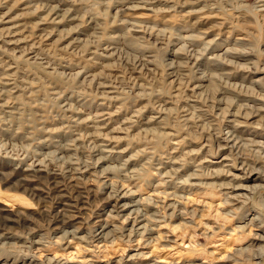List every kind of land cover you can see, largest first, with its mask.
<instances>
[{
  "label": "rangeland",
  "instance_id": "1",
  "mask_svg": "<svg viewBox=\"0 0 264 264\" xmlns=\"http://www.w3.org/2000/svg\"><path fill=\"white\" fill-rule=\"evenodd\" d=\"M144 1L129 12L131 0H0V20L22 25L18 40L0 38V84L12 85L0 92V264H118L137 247L161 264H249L264 245V189L234 202L220 187L235 184L242 163L264 168L260 119L241 131L243 145L221 150L232 130L222 109L264 100L259 0ZM64 172L81 180L53 174ZM58 185L79 208L71 224L54 222ZM119 191L140 199L138 214L158 217L147 242L130 241L132 223L113 217L109 196ZM167 193L181 208H168ZM106 223L113 238L97 242ZM72 230L84 239L65 237Z\"/></svg>",
  "mask_w": 264,
  "mask_h": 264
},
{
  "label": "bare ground",
  "instance_id": "2",
  "mask_svg": "<svg viewBox=\"0 0 264 264\" xmlns=\"http://www.w3.org/2000/svg\"><path fill=\"white\" fill-rule=\"evenodd\" d=\"M118 1V0H117ZM137 0H131L132 3L136 4H130V6L125 7L127 8V11L129 12H137L139 10H143L144 8H142L141 6H139V4L143 5L142 3H149L148 1H144V0H138L141 2H136ZM152 2V1H151ZM259 4H260V9L264 12V0H259ZM124 5V4H123ZM121 8V7H120ZM62 10V9H61ZM55 11V8H54ZM126 11V10H125ZM64 13V12H63ZM141 13V12H140ZM139 13V14H140ZM128 14V12H127ZM136 14V13H135ZM138 14V13H137ZM136 14V15H137ZM62 15V14H61ZM59 12H55V16L58 17L60 16ZM65 15V14H63ZM6 16V15H5ZM115 16V15H114ZM120 16V15H119ZM116 17V16H115ZM129 17V16H128ZM131 17V16H130ZM62 18V17H61ZM127 18V17H126ZM59 19V18H58ZM75 18L74 17H70L67 21L68 23L74 22ZM120 21L122 18H119ZM128 19V18H127ZM41 20V19H40ZM60 20V19H59ZM64 20V18H63ZM124 20V19H122ZM132 20V19H131ZM61 21V20H60ZM59 22V21H58ZM122 22V21H121ZM133 21H129V23L132 24ZM38 23V22H37ZM53 25H51L49 28L52 29L51 32H49L50 34L54 33V28L55 26H58L54 21H53ZM21 24V23H20ZM18 22H13V20H11L9 17L6 18H2L0 20V25H8L9 27L5 28L3 31H1V35L0 38L4 39V31H8L9 36L12 39H16L19 36V31L22 27V25H20ZM45 25V24H43ZM49 26V23H47L46 27ZM75 26V25H74ZM69 27V26H68ZM78 27V25H76V28ZM73 28V27H72ZM3 29V28H2ZM45 29V28H44ZM132 29V28H131ZM66 31V29H64ZM68 30V29H67ZM69 31V30H68ZM70 32V31H69ZM72 32V31H71ZM79 34L83 33L84 30H79L78 31ZM135 32H136V28H135ZM7 33V32H6ZM66 34V33H65ZM40 35V33H39ZM61 35V34H60ZM43 36V35H42ZM48 36V35H47ZM45 36V37H47ZM65 36V35H64ZM89 36V35H88ZM138 36V35H137ZM24 37V36H23ZM44 37V36H43ZM42 37V38H43ZM77 37V36H75ZM74 37V38H75ZM93 37V36H92ZM91 37V38H92ZM135 37V35H134ZM57 38V37H56ZM90 38V37H89ZM97 38V36H96ZM139 38V37H137ZM55 39V38H53ZM85 39V38H84ZM18 40V39H16ZM22 40V38H21ZM58 40V39H57ZM74 40V39H73ZM92 40V39H91ZM140 40V38H139ZM55 41V40H54ZM70 41V40H69ZM87 41V40H86ZM93 41V40H92ZM18 42V41H17ZM16 42V43H17ZM57 42V41H56ZM59 42V41H58ZM80 42V41H79ZM89 42V41H87ZM128 45L132 46L134 49H138L139 48V42L136 40H132L130 39ZM84 43V42H83ZM86 43V42H85ZM15 44V43H12ZM55 44V43H54ZM90 44V43H89ZM107 44V43H106ZM141 44V43H140ZM81 46V45H80ZM83 46H86L85 44ZM108 46V44H107ZM114 46V45H113ZM117 46V45H116ZM64 48V46H62ZM72 48V47H71ZM82 48V47H81ZM12 52V51H11ZM114 52V51H113ZM119 52V51H118ZM120 53V52H119ZM118 54V53H117ZM105 55V54H103ZM109 56V55H108ZM120 59V58H119ZM118 59V60H119ZM117 60V61H118ZM123 60V58H122ZM136 60V59H135ZM111 63V62H110ZM129 63V62H128ZM133 64V61H132ZM149 64V63H148ZM146 65V64H145ZM111 66V65H109ZM108 66V67H109ZM139 66V65H138ZM144 66V65H143ZM107 67V66H106ZM112 68V67H111ZM140 68V67H139ZM144 68V67H141ZM148 68V67H147ZM139 70V69H138ZM141 71V70H140ZM109 76V75H108ZM100 77V76H99ZM208 79V78H207ZM98 82V81H97ZM102 82V81H101ZM104 82V81H103ZM91 83V82H90ZM89 83V84H90ZM0 92L2 95L3 99L5 97V95L7 94V91H9L12 87L9 86L8 81H6L5 83L0 84ZM197 85V84H196ZM203 84L197 85L194 87L195 91H202L203 88H205V86ZM207 85V84H206ZM94 86V85H93ZM139 87V86H138ZM216 87H218V84L212 83V89H215ZM206 89V88H205ZM208 89V88H207ZM105 93V92H104ZM107 94V93H106ZM105 95V94H104ZM199 95V94H198ZM110 96V95H109ZM106 98V97H105ZM243 98V97H242ZM259 98V97H258ZM257 98V99H258ZM0 99V101H1ZM241 99V98H240ZM255 99V98H247V99H243L242 104H238V106L236 108H229V109H222L224 112L226 110V124L227 125H231L228 126V129H232L230 130L231 132H229L228 134L226 133V136L224 139V145L221 147V150H232L234 148H239L240 144L243 143V141H248L247 139H241V131L243 132L244 129H246L249 126V122L255 120V119H260V121L263 123L261 126H264V100L262 99ZM223 100V99H222ZM1 103V102H0ZM3 103V102H2ZM255 103H259V107H253L251 106V104H255ZM17 107V106H16ZM69 107V106H68ZM226 107V106H225ZM231 107V106H230ZM63 109V108H62ZM11 111V110H10ZM100 111V110H99ZM104 111V110H103ZM250 112V113H249ZM19 113V112H18ZM249 113V114H248ZM106 115V114H105ZM159 119V118H158ZM154 122H157L156 120ZM153 120H152V125L153 126ZM157 124V123H155ZM235 125V126H234ZM118 131V130H117ZM148 132H152L153 134H157V130L156 128H150L147 130ZM229 131V130H228ZM113 132V131H112ZM119 132V131H118ZM240 136V137H239ZM102 142V141H101ZM242 142V143H241ZM103 143V142H102ZM220 144V143H219ZM244 144V143H243ZM242 144V145H243ZM103 147V146H102ZM263 148V147H261ZM108 149V148H107ZM264 150V149H263ZM101 152V151H100ZM227 152V151H226ZM230 152V151H228ZM102 153V152H101ZM108 154V153H107ZM228 155V154H227ZM224 156V155H223ZM101 157H99L100 159ZM60 161V160H59ZM228 161V158L225 156L222 158V161L220 162H211L213 165L217 166L220 164H224V162L226 163ZM51 163V162H50ZM68 164V163H67ZM36 166V165H35ZM42 166V165H41ZM97 166V165H96ZM102 168V172L105 175V173H107L108 170H112L113 168L111 167H105V165H99ZM224 166V165H223ZM222 166V167H223ZM231 166V165H230ZM39 167V165L37 166ZM86 168V167H85ZM41 169V168H40ZM40 169H34L37 172H40ZM70 169V168H69ZM110 170V171H111ZM44 171V170H43ZM70 171V170H69ZM73 171V170H72ZM216 171V170H215ZM218 171V170H217ZM220 171V170H219ZM240 173L241 174H232V178L234 179V183L233 186H230L231 184H228V189H232L233 193H232V199L234 202L236 201H241L242 199L247 200L249 198L250 195L254 194L256 191L264 189V168H248V166H246L244 163H242L241 167H240ZM86 172H89L88 170H85L84 172L81 173V176L83 174H85ZM129 172V171H128ZM228 172V171H227ZM70 172H64L62 174H56L53 173L54 176L56 178H62V180H64L66 183H73V182H78L79 180H81L80 178H75L72 175H69ZM224 173V172H223ZM52 174V173H51ZM109 174V172H108ZM197 174V173H196ZM84 177V175H83ZM53 179V178H52ZM198 177L196 176H191V186L192 187H197L200 184H198L197 181ZM26 181V180H25ZM50 181V180H48ZM53 181V180H52ZM59 184V183H58ZM105 186V188H109L110 185L103 183ZM56 185V184H54ZM82 185V184H80ZM78 185V186H80ZM59 186V190H61V194L59 195V197L61 198L60 201L56 202V204H58L57 207H59V205H62L63 207H61V209L58 210L59 214H56L55 217V223L59 222V223H63L64 221L67 223H72L73 221L77 220L79 218V214H69L68 212L73 213L74 211H72V209H79L78 206L73 205L69 202V198L66 196L65 191L68 188H64L62 189V185H58ZM65 186V185H64ZM75 186V185H74ZM77 186V187H78ZM54 187V186H53ZM52 187V188H53ZM56 188V187H55ZM71 189V188H70ZM104 189V188H103ZM110 189V188H109ZM111 191H113V188L110 189ZM72 191V190H71ZM118 191V190H117ZM231 191V190H230ZM113 193V192H112ZM35 194V193H34ZM65 195V196H64ZM75 195V194H74ZM73 195V196H74ZM82 195V194H81ZM84 195V194H83ZM110 195V194H109ZM157 194H151L147 197L146 200L151 201L154 200ZM91 196V195H90ZM167 196L169 197L168 201V208L169 209H173L177 208L180 206V201L177 200L176 196H172V193H167ZM54 197V196H53ZM92 197V196H91ZM110 200L109 202L111 204H113V213L116 214V216H113L114 218H119V217H124L127 221V223L130 225V227L128 228L127 232L128 234L126 235L128 237V239L130 241L134 240L133 242H135L137 239H145V242H147L148 237L152 238V236L155 234L156 229H160L161 225H159L160 221H158V217L155 214H151L150 217H146V213L142 214H138L140 213L139 208H140V202L139 200L135 197L134 193H129V192H124V191H119L118 193H116L115 196H113L112 198L109 196ZM59 199V198H58ZM71 200V199H70ZM84 201V200H83ZM82 202V201H81ZM156 202V201H155ZM243 202V201H242ZM75 203V202H73ZM83 203V202H82ZM167 203V202H166ZM83 206V205H82ZM55 207V206H54ZM150 207V206H149ZM80 208H82L80 206ZM181 208V207H179ZM142 211V210H141ZM75 213V212H74ZM152 213V212H151ZM181 214V213H180ZM112 215V214H111ZM110 216V215H108ZM53 217V218H54ZM3 222V221H2ZM4 223V222H3ZM157 223V224H155ZM153 224V225H152ZM56 226V225H55ZM60 226V225H59ZM72 226V225H71ZM100 226V225H99ZM154 226V227H153ZM159 226V227H158ZM52 227V226H51ZM109 226L107 223L105 225H102L101 227H99L96 230V239L97 242L98 241H109V239L113 238L112 233L113 232H109L107 231L109 229ZM158 227V228H155ZM207 230L209 229V227H205ZM64 229V228H63ZM78 229V228H77ZM62 231V230H61ZM80 231L78 230H72V231H65L63 233H65V237H70L71 239H79V240H83L84 237H80ZM147 238V239H146ZM264 236L258 235V241L263 242L264 244ZM69 241V240H68ZM173 240H169V242H172ZM67 242V241H66ZM140 242V241H139ZM149 242V241H148ZM175 242V241H174ZM68 243V242H67ZM37 244V243H36ZM148 244L145 243V247ZM139 246V245H138ZM143 246V245H142ZM143 249V247L139 248L137 247L136 249H132L133 253L128 254L126 257H123V259L118 261V264H123V262H127L124 264H130L135 260L141 259L143 258L144 260L147 261L146 264H161L163 262H158L155 259H151L150 257H146V254L143 253L141 250ZM124 260V261H123ZM149 260V261H148ZM57 262V261H56ZM88 263V262H87ZM13 264V263H12ZM27 264V263H24ZM29 264H32V262H30ZM251 264H262L261 260L257 257H254L253 260L251 261Z\"/></svg>",
  "mask_w": 264,
  "mask_h": 264
},
{
  "label": "clouds",
  "instance_id": "3",
  "mask_svg": "<svg viewBox=\"0 0 264 264\" xmlns=\"http://www.w3.org/2000/svg\"><path fill=\"white\" fill-rule=\"evenodd\" d=\"M109 4H111V0H109ZM220 187H227V185H221ZM261 239H264V238H261ZM248 255L250 258L257 257L260 260L264 261V245H260L254 252H249ZM249 264H251L250 260H249Z\"/></svg>",
  "mask_w": 264,
  "mask_h": 264
}]
</instances>
